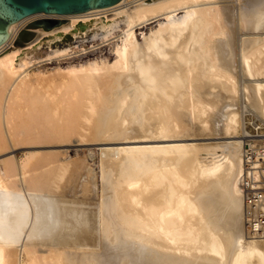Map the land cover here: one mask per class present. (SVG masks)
Returning a JSON list of instances; mask_svg holds the SVG:
<instances>
[{
  "label": "bare ground",
  "instance_id": "1",
  "mask_svg": "<svg viewBox=\"0 0 264 264\" xmlns=\"http://www.w3.org/2000/svg\"><path fill=\"white\" fill-rule=\"evenodd\" d=\"M47 19L78 43L18 56L21 29ZM9 30L0 46V264H264L240 185L244 113L264 123V0H120L38 13ZM61 57L71 60L43 69ZM209 137L217 140H200ZM73 138L140 140L99 152V251H70L59 239L58 202L81 183L85 159L8 154ZM86 177L84 197L96 182Z\"/></svg>",
  "mask_w": 264,
  "mask_h": 264
},
{
  "label": "rangeland",
  "instance_id": "2",
  "mask_svg": "<svg viewBox=\"0 0 264 264\" xmlns=\"http://www.w3.org/2000/svg\"><path fill=\"white\" fill-rule=\"evenodd\" d=\"M63 23H64V21H63ZM57 27H59V28H57ZM32 29H34V30H32ZM55 29H57V30H55ZM60 29H61L60 24H56V25H53L51 27H46L44 24L35 25V22L27 24L26 26H24L21 29V33L18 35L16 42H15V46H16L17 50H20V51H18L19 52L18 56H21L25 52L29 51V49L31 47L32 48L30 50H31V52H34V55H35L36 53L37 54H44L47 50H50V47L51 48H57V47H62L63 45L74 43V42L78 43V38L75 39L74 38L75 35L70 34V33H72L71 29H67V31H65V30L63 31V29H61L62 32L60 31ZM24 31L31 32V36L28 39H25L22 36ZM82 32H84V30H82ZM49 36L51 38H49ZM58 38H60V39H58ZM35 39H37V40H35ZM55 39H57V40H55ZM24 44H27V46ZM28 44H29V46H28ZM41 46H43V48ZM35 48L38 49V51L35 50ZM98 50H94V52L89 51L88 53H84L81 56L86 57V55H87V57H93V56H95L94 54H96V53H97L96 56L101 55V54L108 55V48L103 49L102 50L103 52L102 51L100 52V49H98ZM75 58H77V57H75ZM54 60H55V62H54ZM68 60L70 61L71 59H66L64 57H61L59 59H53V61L49 62V63L43 62L44 65L45 64H47V65L44 66L42 64L41 68L44 66L43 69H50L51 67L59 65V64L64 66L69 62ZM248 112L252 113L251 111H248ZM245 115H246V113H244V117H245ZM200 140L201 141L205 140L208 142L211 140L215 141L217 139L215 137H209L208 139L204 138V139H200ZM114 141L115 140L110 141V142L109 141H106V142H100L99 141V142L83 143V142H80L79 140L77 141V139L73 138V140L69 143L67 142V143L49 144V145L48 144L47 145L46 144H40V145H36V146L27 145V146H22L20 148H16V149H12V150L8 151V154H11V153L15 154L17 156V158H19V159L27 151H30V149L31 150H37V149L40 150L41 149L40 150L41 152H43V150H44V152H50L52 150L55 152V150H58L57 152L60 151V153H61L60 158H61L62 162H65V161L67 162L70 160L78 159L80 157L85 159L86 168L82 171L81 177L78 180L79 182L81 181V183L76 182V184H75L76 186L74 184H70L71 187L69 185V189L70 188L72 189V187H73L72 185H74L75 189H74V187L72 189L73 191L71 189L70 190L68 189L67 190L68 194L66 193V195L60 197V200L58 202L59 209L61 210L60 212H62V215H63L62 216V219H63L62 223L63 224L61 223L60 228H59V229H61V230H59V233L61 232L60 233L61 235L59 234L60 235L59 239L62 243L65 241V243H63V244H65L67 246V249L70 251H77V250H81V249H89V250H94V251L100 250V246H101L100 240L101 239H100V230H99V222H98V220H99V217H98V207L99 206L98 205H99L100 200H99V195H98L99 194L98 179L96 176V171H98V169H97L98 168V162L97 161L99 159V154H100L99 152H101L102 148L107 149L110 147H117V146H121V145H128V144L133 145L134 142H135V144H140V143H136L137 141L140 142V140H136V141L135 140H132V141L131 140H127V141L126 140L125 141L124 140H117L115 142ZM192 141H196V140H192ZM4 155L3 154H2V156L0 155V158L3 157ZM88 168L91 169V171H93L90 174L92 176V178L90 175L87 177L85 176V172L87 171ZM93 173H95V174H93ZM85 177H86V179L87 178L91 179L92 182H94L93 178L96 177L95 178L96 182L93 185V188H92L89 196H87V197H84L83 194L81 193V184H82V181L83 182L85 181ZM77 184L78 185L80 184V186H77ZM61 226H62V228H61ZM63 237H64V239H63ZM80 237H82V238L80 239ZM83 237L84 238L86 237V238L84 239ZM90 241H91V243H90ZM77 242H78V244H77ZM71 244H74V245H71ZM43 249H46V247H43Z\"/></svg>",
  "mask_w": 264,
  "mask_h": 264
},
{
  "label": "built area",
  "instance_id": "3",
  "mask_svg": "<svg viewBox=\"0 0 264 264\" xmlns=\"http://www.w3.org/2000/svg\"><path fill=\"white\" fill-rule=\"evenodd\" d=\"M241 189L247 230L264 236V123L246 113Z\"/></svg>",
  "mask_w": 264,
  "mask_h": 264
},
{
  "label": "water",
  "instance_id": "4",
  "mask_svg": "<svg viewBox=\"0 0 264 264\" xmlns=\"http://www.w3.org/2000/svg\"><path fill=\"white\" fill-rule=\"evenodd\" d=\"M120 0H0V46H2L12 30V23L29 16L46 13L57 15L77 14L94 8L108 7ZM44 24L51 27L58 24L57 19H47L35 25Z\"/></svg>",
  "mask_w": 264,
  "mask_h": 264
}]
</instances>
